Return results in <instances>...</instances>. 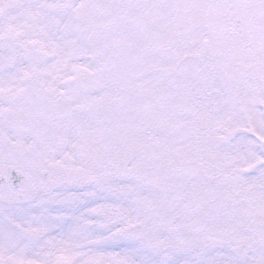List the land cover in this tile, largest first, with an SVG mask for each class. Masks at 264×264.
<instances>
[{"label":"snow or ice","instance_id":"obj_1","mask_svg":"<svg viewBox=\"0 0 264 264\" xmlns=\"http://www.w3.org/2000/svg\"><path fill=\"white\" fill-rule=\"evenodd\" d=\"M0 264H264V0H0Z\"/></svg>","mask_w":264,"mask_h":264}]
</instances>
